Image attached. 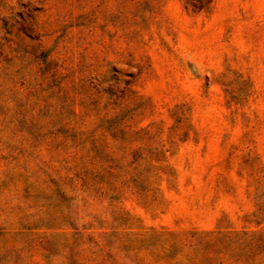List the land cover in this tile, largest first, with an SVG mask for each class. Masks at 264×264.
<instances>
[{
  "label": "rangeland",
  "instance_id": "obj_1",
  "mask_svg": "<svg viewBox=\"0 0 264 264\" xmlns=\"http://www.w3.org/2000/svg\"><path fill=\"white\" fill-rule=\"evenodd\" d=\"M0 0V264H264V0Z\"/></svg>",
  "mask_w": 264,
  "mask_h": 264
},
{
  "label": "trees",
  "instance_id": "obj_2",
  "mask_svg": "<svg viewBox=\"0 0 264 264\" xmlns=\"http://www.w3.org/2000/svg\"><path fill=\"white\" fill-rule=\"evenodd\" d=\"M187 2H188V5L192 6L193 9H196V8L198 9L200 8V6H202V5L200 6L196 5L193 0H187Z\"/></svg>",
  "mask_w": 264,
  "mask_h": 264
}]
</instances>
